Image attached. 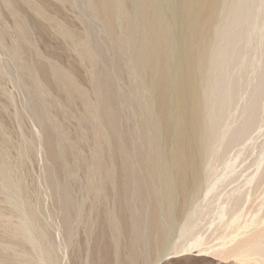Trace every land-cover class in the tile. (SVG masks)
I'll return each mask as SVG.
<instances>
[{"label":"rangeland","instance_id":"obj_1","mask_svg":"<svg viewBox=\"0 0 264 264\" xmlns=\"http://www.w3.org/2000/svg\"><path fill=\"white\" fill-rule=\"evenodd\" d=\"M253 218L264 0H0V264H241Z\"/></svg>","mask_w":264,"mask_h":264},{"label":"bare ground","instance_id":"obj_2","mask_svg":"<svg viewBox=\"0 0 264 264\" xmlns=\"http://www.w3.org/2000/svg\"><path fill=\"white\" fill-rule=\"evenodd\" d=\"M45 145H46V143L43 142L42 148H44ZM241 215H243V214H241ZM241 215L237 216L236 219L232 218L233 219L232 223H237L238 221H241L240 220ZM195 220L193 222V227H196V225H197ZM248 222H246V223L242 222L244 224L236 226V229H234V231L231 232L232 234H230L228 239L225 240V242H223L224 244L222 246V249L226 253H230L229 255L234 254L233 256H236L239 259V261L241 262V264H264V230H263L264 227L261 226L262 229H260V230L263 232L259 231V229H258L259 233L256 235L257 232H254V229H256V228H254V218L251 219V221L249 223ZM238 223H240V222H238ZM255 223H256V221H255ZM257 224H260V222ZM256 226H258V225H256ZM259 226H258V228H259ZM193 231H195V229ZM249 232L250 233L252 232L251 235L249 234ZM254 234H255V236H254ZM25 235L27 238H29L28 237L29 235L27 233H25ZM200 244H201L200 239L195 238L193 245L198 247V245H200ZM252 246H254L253 247L254 251L251 250ZM262 248H263V251H262L263 253H261V251H260ZM201 249H203V248H201ZM199 250H200V248H199ZM40 251L41 252H39V253H40V256L42 257L41 259H42L43 264H49V262L47 260L48 259V251L44 252L43 249ZM251 252H254V253H251ZM222 253H224V252L222 251Z\"/></svg>","mask_w":264,"mask_h":264},{"label":"water","instance_id":"obj_3","mask_svg":"<svg viewBox=\"0 0 264 264\" xmlns=\"http://www.w3.org/2000/svg\"><path fill=\"white\" fill-rule=\"evenodd\" d=\"M166 259H167V256L162 257V258L160 259V261L162 262V261H165Z\"/></svg>","mask_w":264,"mask_h":264}]
</instances>
